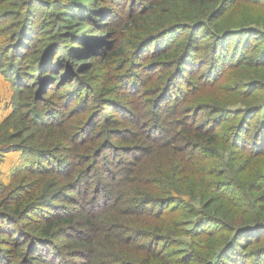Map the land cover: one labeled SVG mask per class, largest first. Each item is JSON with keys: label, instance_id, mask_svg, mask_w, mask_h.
I'll return each mask as SVG.
<instances>
[{"label": "trees", "instance_id": "16d2710c", "mask_svg": "<svg viewBox=\"0 0 264 264\" xmlns=\"http://www.w3.org/2000/svg\"><path fill=\"white\" fill-rule=\"evenodd\" d=\"M0 101V264H264V0H0Z\"/></svg>", "mask_w": 264, "mask_h": 264}, {"label": "rangeland", "instance_id": "374dc122", "mask_svg": "<svg viewBox=\"0 0 264 264\" xmlns=\"http://www.w3.org/2000/svg\"><path fill=\"white\" fill-rule=\"evenodd\" d=\"M5 83V82H4ZM235 83L233 82V80L230 78L226 83H225V85H224V88H228V87H230V86H233ZM4 88L5 89H8L9 91H11V87H10V85H4ZM210 94H211V97H212V95H214L215 94V91H210ZM6 99L7 100H10V101H12V100H14L13 99V97H12V95L11 94H8V96L6 97ZM12 103H14V102H12ZM76 104H77V102H76ZM3 105H4V103H3ZM143 106H148V103H145V104H143ZM196 105L195 104H193L192 105V107H195ZM235 106L236 105H232V103L231 102H229V103H226V107L227 108H230V107H232V108H235ZM2 107V103H1V101H0V108ZM148 108H146L145 110H147ZM9 112V110L8 111H6V109L4 108V110L0 113V124L1 123H4L7 119V117H8V113ZM11 116V115H10ZM58 118V117H57ZM11 126H14L15 125V122L14 121H12L11 122V124H10ZM4 130V129H3ZM2 132L0 131V134H1ZM17 155L18 154H15V153H13L11 156H10V158L6 161V166L4 167V171H6V170H8L9 169V167H11V166H13L14 164H15V162H16V160H17ZM6 173V172H5ZM7 174V173H6ZM56 204H61V203H56ZM185 242H188V241H190L189 240V238H187V237H183L182 238ZM250 246V241H247L244 245H243V247H242V250H246V249H248V247ZM62 262H63V260H58V261H56L55 263L56 264H62Z\"/></svg>", "mask_w": 264, "mask_h": 264}]
</instances>
